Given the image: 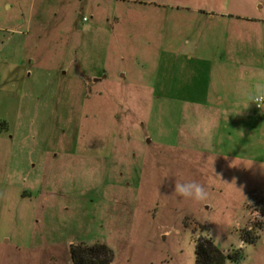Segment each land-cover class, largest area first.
<instances>
[{"label": "rangeland", "instance_id": "rangeland-1", "mask_svg": "<svg viewBox=\"0 0 264 264\" xmlns=\"http://www.w3.org/2000/svg\"><path fill=\"white\" fill-rule=\"evenodd\" d=\"M193 4L0 0V264H73L80 243L111 264H196L201 237L264 264V111L235 115L264 76V0ZM195 110L218 114L211 149Z\"/></svg>", "mask_w": 264, "mask_h": 264}, {"label": "clouds", "instance_id": "clouds-1", "mask_svg": "<svg viewBox=\"0 0 264 264\" xmlns=\"http://www.w3.org/2000/svg\"><path fill=\"white\" fill-rule=\"evenodd\" d=\"M243 100L238 103L237 107L241 110L235 112V115H242L244 110H247L251 104H255L258 108L264 111V76L257 79L255 83L244 92L241 93ZM231 114L225 112V119L228 120ZM219 126L218 114L216 112L195 110L188 117L186 127L191 135L199 140L206 148L211 149L215 130ZM243 136V132H241ZM227 159V157H225ZM230 167L239 166L233 159L229 163ZM96 169H85L84 175L87 180L91 181L96 175ZM175 195L191 199L195 202H201L207 199V192L204 187L196 182L180 183L175 182Z\"/></svg>", "mask_w": 264, "mask_h": 264}, {"label": "trees", "instance_id": "trees-1", "mask_svg": "<svg viewBox=\"0 0 264 264\" xmlns=\"http://www.w3.org/2000/svg\"><path fill=\"white\" fill-rule=\"evenodd\" d=\"M245 240L253 242L249 236L245 237ZM71 258L73 264H111L112 251L104 243L90 245L80 243L72 245ZM226 261L227 255L211 238L199 239L196 247V264H226Z\"/></svg>", "mask_w": 264, "mask_h": 264}, {"label": "crops", "instance_id": "crops-1", "mask_svg": "<svg viewBox=\"0 0 264 264\" xmlns=\"http://www.w3.org/2000/svg\"><path fill=\"white\" fill-rule=\"evenodd\" d=\"M167 1H174V0H167ZM175 1H177V0H175ZM181 1V0H180ZM185 1V3L187 2V4H192V3H196V4H193V5H198L197 7H201V6H206L205 4H207V3H210L211 2V0H184ZM194 7V6H193ZM192 12L194 13V14H199L200 12L199 11H197L196 9H194L193 8V10H192ZM199 12V13H198ZM218 13H217V15L216 14H214L212 11L210 12H208V13H206V15H205V18H204V20H205V23L206 24H208V25H210L211 27L213 26L214 27V25H216V28L218 29ZM212 30L213 29H211L210 31L212 32ZM213 34V33H212ZM217 35H218V30H216V32L214 33V35L213 36H215V37H213V43L211 42L210 44H208L206 47H208L207 48V50H213L214 48H216L217 49V43H214L215 41H217V39H218V37H217ZM216 39V40H215ZM213 45L214 46H216V47H213ZM194 49L196 50H201V48H197V47H195V48H193V49H191L192 51H194ZM199 51H197L196 53H198ZM217 52H218V49H217ZM200 53V52H199ZM184 55V54H183ZM196 54H195V52L193 53V55H189V57H186V59H184V63L181 65V64H177V67L178 66H183V69H181V71H183V72H185V71H188V70H186V67L188 66V65H190V62H192L193 60H194V56H195ZM212 63V61H210V64ZM216 63V62H215ZM214 63V65H218V64H215ZM176 64V63H175ZM175 64H173V65H175ZM200 65V64H199ZM199 65H196V64H193V65H191L192 67H195V68H193V69H195V70H197V68L198 67H200ZM190 68V67H189ZM180 70V69H179ZM191 70V69H190ZM189 70V71H190ZM212 86H211V88H214L213 87V84H211ZM217 97L220 99H222V97H221V95L219 94V95H217ZM209 104L210 103H206L205 105L206 106H209ZM218 105H219V102H218Z\"/></svg>", "mask_w": 264, "mask_h": 264}, {"label": "built area", "instance_id": "built-area-1", "mask_svg": "<svg viewBox=\"0 0 264 264\" xmlns=\"http://www.w3.org/2000/svg\"><path fill=\"white\" fill-rule=\"evenodd\" d=\"M85 20H87V18H85ZM255 106H256V105H255ZM256 108H257V109H260V108H258L257 106H256Z\"/></svg>", "mask_w": 264, "mask_h": 264}]
</instances>
